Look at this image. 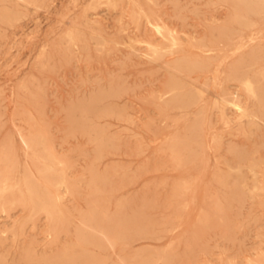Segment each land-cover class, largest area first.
Listing matches in <instances>:
<instances>
[{
  "label": "rangeland",
  "instance_id": "374dc122",
  "mask_svg": "<svg viewBox=\"0 0 264 264\" xmlns=\"http://www.w3.org/2000/svg\"><path fill=\"white\" fill-rule=\"evenodd\" d=\"M10 2L13 15H0V170L11 166L13 179L0 186V264H264V57L240 66L258 97L230 60L174 61L205 56L196 38L228 23L231 4ZM157 23L175 29L177 53ZM230 96L255 121L232 106L223 114L215 100ZM50 179L63 194L54 212L43 207L53 209Z\"/></svg>",
  "mask_w": 264,
  "mask_h": 264
},
{
  "label": "bare ground",
  "instance_id": "6f19581e",
  "mask_svg": "<svg viewBox=\"0 0 264 264\" xmlns=\"http://www.w3.org/2000/svg\"><path fill=\"white\" fill-rule=\"evenodd\" d=\"M0 1L3 2V8H2V11L0 12V15L3 16V17H10V16H12L13 15V12L15 11L14 4H12L10 2V0H0ZM116 1L117 0H115V2ZM225 1H227V2H229L231 4V6H230V10H231V20L228 21V23H226L225 25L216 26L215 28L218 29L217 30L218 32L216 31L217 33L214 30H211L209 33H206L205 36H203L201 38H196V41L201 45V47H204L203 54H204L205 51L207 52V54L205 56H200V57L195 58V59H191V56H187V55H177L174 61L178 65H181V64L183 65V63H186L188 66L191 67V64L206 65V63H208L212 59H219L217 61V63L215 62V65L218 64V62H219L218 65H220V63H222V62H225L226 63L227 60L228 61L230 60V67H231L230 73H231V75L234 76V77L240 78L241 81L244 83L246 89L250 93H252L253 95H255V96L258 97L259 96V86L257 85L256 81L254 79H252L251 76L247 75L248 73L240 72V68H241L240 66H241V64H244V63H247V62H256L257 60H259V59H261V58L264 57V37H263L262 34H260V31H262L260 27L262 26V23H263L262 21L264 20V0H225ZM133 19H135V18H133ZM136 20H137V18L135 19V21ZM163 23H165V22H163ZM163 25L157 23L154 26H155L156 30L158 32H160L162 34V36L168 40L166 43H169V46H171V49L170 50L167 49V50L170 53H177L179 51V49H176V47L178 45H180V43H181L180 38L175 34L176 32H173L175 29L173 31H167V33H165L164 32L165 31L164 30L165 27ZM263 27L264 26H262V28ZM160 33H158V34H160ZM67 37L69 38V36H67ZM71 38H73V37L71 36ZM71 38H69V39H71ZM71 41H70V44H71ZM192 43H193V41H192ZM164 45H165V43L162 44L163 47H164ZM192 45H188L189 47L188 46L187 47L190 48V49H192L191 48ZM150 47L154 50L155 53H159L160 50H161L159 48L160 45L158 47V45H156V44H150ZM194 48H195V46H193V49ZM218 65H217L216 68H219ZM225 68H226V66H225ZM204 74H207V73L205 72ZM212 74H214V73L212 72ZM216 74L218 75V73H216ZM216 74H214V75H216ZM242 75H243V77H242ZM244 75H246V76H244ZM217 77L218 76H216V78ZM212 78H213V76H212ZM214 79H212V81ZM214 81H216V79ZM214 81H213V83H215ZM171 87H172L173 90H177L179 87H181V84H180V82H177V81L174 80L173 83H172V85H171ZM202 96H203V92L200 91V93L198 94V97L201 98ZM163 97H165V96H163ZM172 99H175L176 100V103H178L179 105H185V106L186 105H190L191 104V101H192L191 100L192 99L191 95H189L187 93H185V94H179L178 92H176V93H174L172 95ZM259 100H261V99H259ZM206 102H207V100H206ZM215 102L217 103V105H219L220 111L223 114H225L227 107L232 106V107H234L238 111L240 117L249 116V117H252V121H255L254 118L257 116V114H255V112L254 113L253 112H250L247 107H244L242 105V103L240 102V99H234V98H231V96H230V97L227 98V100H225V99L224 100H220V101L215 100ZM199 105H200V103H199ZM209 108L211 109V106ZM237 121H239V120H237ZM78 124L80 125V123H78ZM28 131H30V130H28ZM204 146H206V145H204ZM251 152H253V151H251ZM7 155L8 154L6 152H4V155L3 156L5 157ZM37 166L35 165V167H37ZM37 169H39V168H37ZM112 169H114V168H112ZM52 170H54V166L52 164H46L44 166V168H43V172H45V173L50 172ZM250 171H252V170H250ZM12 172L13 171H12V167L11 166H7L4 170H0V186L1 187H6V186L9 185L10 181L13 179V173ZM30 174L32 176L33 173L30 172ZM243 178H244V176H243ZM59 182H60V180H58V179H52V180L50 179V182L48 183V198H49V201H50L49 204H51L53 206V209L52 210L48 209V207L46 205H44L43 207H44V209H47L50 212H54V208H56V207L59 206V202L61 201L60 199H61V197L63 195L58 189H55V186ZM25 184H26L27 190L29 192L30 198L33 200L34 199V194H35V191H36L35 190V186H34V184L32 183V181L28 177L25 179ZM229 198H230V196H229ZM65 215H67V214H65ZM203 220H204V218H203ZM10 234H14V233H10Z\"/></svg>",
  "mask_w": 264,
  "mask_h": 264
}]
</instances>
